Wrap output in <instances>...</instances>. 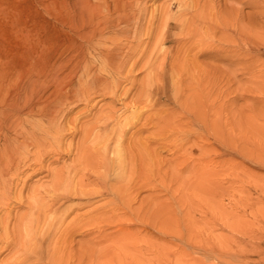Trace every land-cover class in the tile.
<instances>
[{
    "label": "rangeland",
    "instance_id": "374dc122",
    "mask_svg": "<svg viewBox=\"0 0 264 264\" xmlns=\"http://www.w3.org/2000/svg\"><path fill=\"white\" fill-rule=\"evenodd\" d=\"M190 1L0 0V264H264V0Z\"/></svg>",
    "mask_w": 264,
    "mask_h": 264
},
{
    "label": "bare ground",
    "instance_id": "6f19581e",
    "mask_svg": "<svg viewBox=\"0 0 264 264\" xmlns=\"http://www.w3.org/2000/svg\"><path fill=\"white\" fill-rule=\"evenodd\" d=\"M114 1V0H113ZM202 1V0H201ZM201 1H199L198 0V3H200ZM181 2V1H180ZM194 2V1H193ZM112 3V2H111ZM181 3H183V2H181ZM191 1L190 0H186V3H184L185 4V6H186V8H189L190 6H191ZM251 3V2H250ZM170 4V3H169ZM172 4V3H171ZM192 4H194V3H192ZM204 4V3H203ZM262 5L264 4L263 3V1H262V3H261ZM201 5V4H200ZM250 5V4H249ZM262 5H260V7L262 6ZM110 6V5H109ZM193 6V5H192ZM191 6V7H192ZM196 7H197V5H195ZM264 6V5H263ZM182 7V6H181ZM180 7V8H181ZM190 7V8H191ZM195 7V9L194 10H196V9H199L198 7L196 8ZM199 7H201L202 8V5L201 6H199ZM253 8V7H252ZM255 8V7H254ZM258 8V7H257ZM264 8V7H263ZM113 9V8H112ZM131 9V8H130ZM256 9V8H255ZM156 10H159L158 8H156V9H154V11H156ZM171 10H172V5L170 6V7H164V9L162 8V11H161V9H160V14H158V16L157 15H153V17L151 16V21H150V25H149V27H150V29L148 30V32L147 33H145V35L147 34V36L148 37H150V38H153V37H156V38H158L157 39V41L158 42H160V43H163V41H165V40H170V38H172V37H174V35H172L171 34V32H169V30L171 29V28H173V27H175V26H178L180 29H181V31H182V34H181V32L180 33H178V34H176V35H179V36H176L177 38H178V41L179 42H185V41H189L191 38H190V36H192V38H196V35L194 34V33H192L191 32V27H192V25H193V23L195 22V17H198V16H196V15H193V13H194V11L193 12H191V13H189L188 12V14H192L191 15V19L190 18H187L186 20H184V21H182V24L180 23V21H181V19L182 18H180L179 19V17L177 18V17H173V16H171L170 15V13H171ZM190 10V9H189ZM199 10H201V9H199ZM199 10H197V11H199ZM203 10V12H204V9H202ZM201 10V11H202ZM239 10V9H238ZM197 11L194 13V14H196L197 13ZM107 12H108V10H107ZM202 12V13H203ZM110 13V12H109ZM130 13H132L131 11L129 12V14H128V18L127 19H129L130 20V17H132V14H130ZM154 13V12H153ZM181 13H183V12H181ZM200 13V12H199ZM104 14V13H103ZM125 14V13H124ZM176 14H178L177 12H176ZM187 14V13H186ZM187 14V15H188ZM179 15H181V14H179ZM222 15V14H221ZM105 17H106V15H104ZM126 16V15H125ZM174 16H176V15H174ZM183 16V15H182ZM181 16V17H182ZM201 16V15H200ZM122 17V16H121ZM134 17V16H133ZM132 17V18H133ZM222 17V16H221ZM192 18H194V19H192ZM204 18H205V16H202V19L204 20ZM215 18V17H214ZM93 19V18H92ZM202 20V21H203ZM205 20H207V17L205 18ZM223 20V19H222ZM128 21V20H127ZM127 21L125 22V24L127 23ZM174 21V22H173ZM175 21H176V23H175ZM229 21V20H228ZM178 22H179V24H178ZM203 22H205V23H207L206 21H203ZM213 22V21H212ZM211 22V23H212ZM226 22H227V20H226ZM74 23V27L76 28V24L78 25V23L76 22V21H74L73 22ZM72 23V24H73ZM209 23V22H208ZM99 24V23H98ZM113 24V23H112ZM128 24V23H127ZM126 24V25H127ZM129 24H131V23H129ZM148 24H149V22H148ZM152 24V25H151ZM219 24V23H218ZM217 24V25H218ZM110 25V24H109ZM175 25V26H174ZM229 25V24H228ZM101 26V25H100ZM152 26H154V27H152ZM213 26V25H212ZM108 26H106V28H107ZM131 27V26H130ZM136 27V26H135ZM148 27V26H147ZM112 28H110V30H111ZM108 30V29H107ZM188 30L190 31V32H188ZM100 31H101V29H100ZM76 32V31H75ZM101 32H99V34H100ZM104 34V33H103ZM124 34V33H123ZM98 34H96V32L95 33H91L90 34V36H91V40H94L95 38H96V36H97ZM101 36V35H100ZM133 36H135V35H133ZM198 36H200L199 34H198ZM99 37V36H98ZM97 37V39L98 40H102L103 38H98ZM102 37V36H101ZM90 38V37H89ZM135 38V37H134ZM249 38V37H248ZM141 40V39H140ZM254 40V39H253ZM78 41V40H77ZM99 42V41H98ZM97 42V43H98ZM257 42H258V40H257ZM95 43H96V41H95ZM157 44V43H156ZM115 48V47H114ZM140 48H141V46H140ZM150 48V47H149ZM155 48V47H154ZM116 49H117V47H116ZM115 49V50H116ZM141 52H142V50H141ZM140 52V53H141ZM149 52V51H148ZM160 52V51H159ZM162 53V52H161ZM139 54V53H138ZM142 54V53H141ZM160 54V53H159ZM158 54V55H159ZM148 55H151V54H148ZM113 56V55H112ZM130 56V55H129ZM139 56V55H138ZM99 57V56H98ZM137 57V56H136ZM154 57V56H153ZM152 57V58H153ZM158 57V56H157ZM105 58H107V57H105ZM105 61V60H104ZM149 61V60H148ZM108 62V61H107ZM158 62V61H157ZM106 64V63H105ZM156 64V63H155ZM154 64V65H155ZM139 65V64H138ZM152 65H153V63H152ZM83 66V65H82ZM149 66V65H148ZM103 67H104V65H103ZM107 68V67H106ZM105 68V69H106ZM149 68H150V66H149ZM153 68V67H152ZM151 68V69H152ZM88 69H89V67H88ZM100 69V68H99ZM108 70H109V68H108ZM149 70V69H148ZM88 71V70H87ZM112 73V72H111ZM173 74V73H172ZM172 76V75H171ZM95 79V78H94ZM175 80V79H174ZM148 84V83H147ZM170 121V120H169ZM171 123V122H170ZM177 124V123H176ZM38 128V127H37ZM112 129V128H111ZM115 133V132H114ZM108 134V133H107ZM117 152H116V157L122 162V158H123V152H122V150L120 149V148H118L117 147V150H116ZM120 161H119V163H120ZM71 176V175H70ZM121 176H122V174H121ZM72 178V177H71ZM82 180H83V178H82ZM69 183V182H68ZM35 222H36V220H35ZM43 222V221H42ZM34 226V225H33ZM7 236V235H6ZM30 238V237H29ZM29 238H28V240H29ZM35 239H36V237H35ZM34 241V240H33ZM36 243H37V241H36ZM28 245L26 246V250L28 251V252H31L33 249H36V245L37 244H32V243H27ZM39 248V247H38ZM42 249V248H41ZM26 258V257H25ZM27 259V258H26ZM34 260V259H33ZM33 263V262H32Z\"/></svg>",
    "mask_w": 264,
    "mask_h": 264
}]
</instances>
